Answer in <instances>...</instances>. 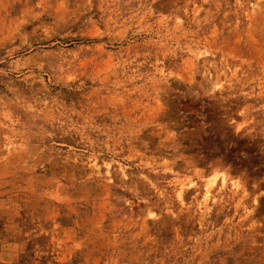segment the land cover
<instances>
[{
  "label": "rangeland",
  "instance_id": "rangeland-1",
  "mask_svg": "<svg viewBox=\"0 0 264 264\" xmlns=\"http://www.w3.org/2000/svg\"><path fill=\"white\" fill-rule=\"evenodd\" d=\"M0 264H264V0H0Z\"/></svg>",
  "mask_w": 264,
  "mask_h": 264
}]
</instances>
